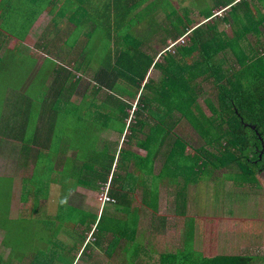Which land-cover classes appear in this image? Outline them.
Instances as JSON below:
<instances>
[{"label": "trees", "instance_id": "obj_1", "mask_svg": "<svg viewBox=\"0 0 264 264\" xmlns=\"http://www.w3.org/2000/svg\"><path fill=\"white\" fill-rule=\"evenodd\" d=\"M155 3L156 1H150L148 4L154 7ZM120 5L116 7L118 11ZM157 6L160 7L158 1ZM134 9L137 7H131L130 10ZM215 9L222 13H214ZM260 9L264 11V0H258L257 4L250 0H211L210 7L202 11L207 20L190 31L187 43L177 46L174 54L170 50H164L156 56L157 59L154 53L147 52L148 48L142 47L145 37L153 34L142 30L141 33L135 32L139 36L127 33L121 35L120 27L124 25H121L115 14V46L111 48L103 43V37L108 36L107 40H110V29L105 31L97 27L93 30L90 41L82 49V56L87 55V59L92 57L95 62L72 64L70 71L59 65L63 68L59 71L55 69L56 77L49 88L53 89V93L49 97L46 93L42 97L36 96L37 92L32 93L33 95H21L17 97V103L23 106L17 107L24 109L13 112L10 110L13 102L6 99L8 109L4 110L6 106L3 107L0 99V134L13 131L15 139L13 143L7 141V145L10 144L8 151L15 152L13 154L18 157L16 162L23 167L31 164V172L22 178L21 187L29 185L32 188L28 184L30 182L36 185L38 182L33 178L38 174H42V178L67 174L66 179L75 175L77 185L99 188L100 192L110 174L115 153L127 155L130 152L122 147L119 151L116 147L112 149L109 140L100 136L105 130L101 129L97 133L91 128L96 120H105L109 125L106 128L108 130L111 120H114L115 129L120 135L129 130L124 133L126 140H133L139 147L146 149L144 166L147 170L153 162L154 152L165 154L166 165L163 171L170 167L171 156L178 152L181 156H186L183 154L185 141L171 133L176 121L181 118L191 125L208 147L217 148V152L208 150L203 144L195 148L197 155L193 157L189 167L195 178H198L195 173L209 172L213 175L223 167L228 172L251 178L261 169L264 170V43L260 39L264 36V15H259L258 18L254 15V11ZM141 10L151 12L152 8L139 9L138 16L130 11L131 15H135L134 21L130 17V25L135 29L136 24L142 22ZM173 12L174 16L172 14L170 18H167L169 15L163 18L164 37L175 38L183 32L180 16H175L179 12ZM156 26L160 28L158 22L153 25L154 33L158 32ZM226 26L230 33L225 31ZM249 35L254 40L247 38ZM261 45L263 48H260ZM9 55L4 59L0 58V69L9 58H15L13 54ZM161 55L162 59H159ZM153 69L159 71L155 78L150 76ZM73 70L85 73L89 71L92 84L83 85L81 75L72 73ZM73 74L76 76L74 80L71 79ZM0 78V85H10L13 80L2 78L1 75ZM204 82L213 83L216 90L215 100L203 98L209 114L198 103ZM78 84L83 91L77 101L70 100ZM1 93L0 91V96ZM46 103L50 104V111L42 109ZM56 106L63 107V110H57ZM133 106V116L127 123L126 120L130 117L128 110ZM106 108L111 109L107 117L101 112ZM58 119L65 122L63 123L68 126V130H64L65 127H62ZM43 132L48 134L46 140H42ZM162 145L167 146L164 151L160 150ZM29 155L32 156L30 161L26 160ZM69 158L72 162L68 166L66 160ZM138 163L140 164L137 161ZM182 166L188 167L184 164ZM171 167L174 168L175 165ZM114 176L115 170L111 174L110 185L115 182ZM7 178L11 179L10 176L0 175L4 184ZM53 180L55 179H49ZM7 189L1 191L5 198L8 197ZM115 198L118 199L116 196ZM8 201L7 204L0 205L1 244L8 248L6 257L3 258L0 253V264H22L29 255V241L24 236L19 237L24 229L10 217ZM40 207L42 205L35 199L31 210L25 215L35 214L34 219L43 226L45 235L33 240L46 242L47 238L46 251L37 250L35 255L29 257L27 264H73L85 235L80 232L77 234L78 239L69 243L66 239H60L58 234L61 230L64 231L62 226H65L67 234L69 231L73 232L76 221H80L86 231L92 228L91 221L95 224L91 233L93 239L88 240L78 252V257L89 262L90 246L100 244L103 241L101 234L111 229L103 213L94 222L95 215L89 213V209L61 203L57 212L52 215ZM38 215L42 217L39 218ZM89 216L93 218L90 222ZM12 232L14 235L10 238ZM185 245L190 246V242L183 237V246ZM189 246L176 254L178 264H184L185 251L193 254L192 260L187 264H252L257 259V256L245 255L205 257ZM168 260L174 264L173 256L165 259ZM95 262L99 264L101 260Z\"/></svg>", "mask_w": 264, "mask_h": 264}, {"label": "crops", "instance_id": "obj_2", "mask_svg": "<svg viewBox=\"0 0 264 264\" xmlns=\"http://www.w3.org/2000/svg\"><path fill=\"white\" fill-rule=\"evenodd\" d=\"M150 1L156 0H0V37L5 39L6 44H8L5 47L10 46V50H3V53L2 51L0 52V58L4 59L10 53L9 56L13 54V57L21 60H32L31 72L23 73V78L19 84L11 81L10 85L0 88L2 92L0 99L3 101V107L6 106V99H9L13 102L10 108L12 112L24 109L18 108L23 105L17 103V97L30 93L29 88L35 80L38 81V88L33 93L37 92L36 96L40 97L46 93L49 97V94L53 93V89L49 88L52 87L56 77L55 69L59 71L60 68H63L59 67V65L66 67L70 71L72 64H91L95 62L92 57L87 59V55L82 56V49L90 41L93 30L95 31L97 27L103 28L105 31L110 29V40H107L109 39L108 36L106 38L103 37V43L111 48L114 47L115 14L121 21V25L129 26L131 23L130 17L133 16L130 11L136 14L139 9L145 7ZM168 1L175 12H179V15L175 13V16H180V25L183 27V32L175 38L173 36L164 37L162 35L164 30L162 29V24L164 23L162 18H160L157 21L160 28L158 29L156 26L158 32H155L156 34L152 32L153 35L145 37L146 40L142 44L144 49L154 47L165 49L170 41L183 35L185 36L183 44H185L188 41L190 31L207 20L202 11L210 7L211 0H200L197 3L195 0ZM250 1L256 4L258 2V0ZM119 4L121 5L118 11L116 7ZM135 6L137 9L130 10L131 7ZM159 8L157 6V10ZM254 15L256 17L264 15L263 9L254 11ZM159 16L166 15L163 11H159ZM139 23L136 24L135 31L149 30L147 25L143 24V21ZM167 27L170 28L168 25ZM227 29L229 27L226 26V32ZM1 33H6V38ZM157 34L159 35L158 37L156 36ZM247 38L254 40L251 35ZM260 39L264 43V36ZM95 42L97 41L95 40ZM2 44V40H0V48H2ZM12 44L14 45L13 47H11ZM179 45H174L171 53H176L175 48ZM262 45L260 48H263ZM163 50L158 52L156 56L162 53ZM46 64L47 67L45 68L44 65ZM77 72H81V70ZM77 72L76 70L72 71V73L79 75ZM74 74L71 75L72 80L76 77ZM10 75L12 76V74ZM13 86H16V88L13 89ZM81 89H76L71 94V97ZM71 97L70 100H73ZM44 108L46 111L51 110L50 104L47 103L44 104L42 109ZM7 109L8 107L6 106L4 110ZM56 109L61 111L63 107L56 106ZM175 125L193 131L191 125L184 118L177 120ZM12 132L8 130V132L0 134V175L10 176L13 185L7 189L8 197L10 196L8 203L10 217H26L27 215L25 214L15 215V213L18 208L25 210V206L29 203L32 206L35 199L45 208L44 210L51 208L52 213L47 212L52 215L57 212L56 209L60 207L61 203L89 209V213L95 215L94 222L103 213L106 222H108L107 225L111 229L101 234L100 237L103 241L100 244L90 246L91 258L87 262L88 264H95V261L98 262L99 260H101L102 264H172L171 260L165 261L169 256H173L174 264H178L176 254L189 246H183V237L188 238L191 250H195L205 257L219 256L218 245L214 244L213 240H210V235L206 237L209 231L206 226V218L210 217L195 216L192 213V209L196 208L194 207L195 186L203 185L205 181L195 178L193 170L189 168L193 162V157L185 150L183 152L186 155L185 157L181 156L182 154L179 152L171 156L174 159L170 161V167L174 165L177 167L180 164L181 167L179 166L174 172H168V170L163 172V168L166 165L165 154L154 152L152 155L153 162L150 169L147 170L144 166V158L146 157V149L144 147H139L135 143L129 144L127 147L122 146V148L129 150L128 158L115 153V158L109 171L110 174L106 180V182H109L108 194L113 198L116 196L118 199L115 198L101 208L99 201L90 200L87 194L88 191L91 196L93 193L98 194L99 188H86L78 184L71 190L68 198L60 199L58 191L62 189L63 184H60L58 180L48 182L49 186L44 195L35 197L31 189L25 194L26 191H23L21 187V180L31 172V164L28 163V165L26 164L27 166L23 167L16 162L18 157L13 154L15 152L12 150L8 151L10 144L7 145V141L9 143L15 142ZM41 137L43 138L42 140H46L48 134L43 132ZM109 142L112 149L116 147L119 151L121 146H114L113 142ZM44 143L46 142L44 141ZM166 148L167 146L162 145L160 150L164 151ZM43 149L47 150V148ZM31 155L26 160L30 161L32 159ZM137 161L140 164H137ZM183 164L188 167L183 168ZM114 170L115 182L110 185L111 174ZM91 216L88 217L89 222L93 219ZM217 220L219 222L220 219L218 218ZM75 223L74 231H69V234L66 233L65 226H62L64 231H61L64 234L61 236H64L63 238L66 241H68V238H72L74 241L78 239V233L81 232V235H85V239H82L80 244V251L85 243L93 239L94 236H90L88 239V232L92 228L86 231L80 221ZM90 225L93 227L95 224L91 221ZM204 228L207 229L206 234ZM218 229L213 228L210 231L217 233ZM58 236H60V233ZM223 237L225 236L223 235ZM68 242L72 243L71 241ZM102 253H104V257L100 255ZM191 253V251H185L183 256L185 259L184 264L192 260L193 254ZM236 255L242 256L243 254L227 253V256ZM245 256L264 257V253ZM76 262L77 257L73 264Z\"/></svg>", "mask_w": 264, "mask_h": 264}, {"label": "rangeland", "instance_id": "obj_3", "mask_svg": "<svg viewBox=\"0 0 264 264\" xmlns=\"http://www.w3.org/2000/svg\"><path fill=\"white\" fill-rule=\"evenodd\" d=\"M157 1L160 3V8L157 10ZM155 2V1H154ZM195 2H200V0H195ZM145 8H152L151 12H147L146 10L142 11V21L143 24H147V28L149 29L146 31L148 34L152 33L154 31L153 25H155V22L159 21L160 18H163L168 16L167 18L172 17V14L174 13L173 7L170 5L168 0H156V3L154 7L151 4H147ZM140 11V12H141ZM159 11H163L166 16H159ZM214 13L221 14V10H214ZM137 16L140 14L139 12L136 13ZM174 16V14H173ZM134 14L131 17V20L134 19ZM166 20V19H165ZM132 25H124L120 27V34L123 35L124 33H127L129 35L133 34L136 36H139L137 33H135V28L132 27ZM144 32V31H143ZM146 32L144 35H146ZM227 32L230 33V30L227 29ZM141 33V31L139 32ZM1 35H5L4 38H6V33H1ZM142 35V34H141ZM159 36L158 34L156 35ZM8 37V36H7ZM9 39V37H8ZM6 39V40H8ZM0 40H2V48H0V52L3 50H10V46L5 47L6 44L5 39H2L0 37ZM9 41V40H8ZM7 41V42H8ZM122 44V43H121ZM14 45L12 44L11 47ZM164 49V48H163ZM162 47H154L151 49H147V52H151L156 54L163 50ZM173 51V48L170 50V52ZM163 55V54H162ZM162 55L159 59H162ZM158 57V56H157ZM157 57L155 59H157ZM32 60H21L18 58H9V60L6 62L4 67L0 69V75L2 78H10L13 79L12 81L15 84H19L23 78V73L31 72L32 70ZM49 66V65H48ZM44 67H47V64L44 65ZM77 72V71H76ZM79 75H81V78L83 79L82 83L85 85L86 83L88 85L92 84V80L90 78L91 73L88 72H77ZM7 74H12V76H7ZM149 74V72H148ZM159 74V71L156 69H153L150 71V76L156 77ZM1 82V78H0ZM37 82L33 81V84L29 88V92L33 93L37 89ZM6 85H0L1 89L4 88ZM77 89H81V85H78ZM202 93L198 97V103L201 105V107L204 109L206 114H209V110L203 100L204 97H209L213 100H215V87L213 83L211 82H204L201 86ZM83 91V88L76 92L74 95H72L71 99L74 101H77L79 99V96L81 95ZM1 98V96H0ZM135 103V101H134ZM134 103H132L134 105ZM133 108L134 106L129 109L130 117L126 120L128 123L130 118L133 116ZM111 109L106 108L105 110H101L102 113H105L107 117L110 114ZM113 112V111H112ZM61 121L62 127H65L64 130H68V126L65 125L64 121L61 119H58ZM64 122V123H63ZM59 123V126H60ZM58 126V128H59ZM109 125L105 122V120H96L95 123L91 126L93 130L95 129L97 133H100L101 129H104L105 131H102L100 133V136H103L105 139L111 141L114 143V146H123L127 147L129 144H134L133 140L127 141L126 136L124 133H128L129 130H125L121 135L119 132L115 129L114 120H111L110 122V128L109 130L106 129ZM60 130V128H59ZM187 131V133H186ZM93 133V132H92ZM171 133L174 136L179 137L182 141H186L184 150L188 152V154L192 157L197 155L195 148L199 147V145L203 144L206 146V148L212 152H217L216 147H208L206 143H204L203 139H201L196 132L189 130H186V128L177 127L176 125L172 128ZM135 148V147H134ZM124 158H128L127 155H124ZM174 159V158H173ZM170 158V161L173 160ZM72 160L69 158L66 160V164L69 166L71 164ZM168 167V166H167ZM178 169L177 167H174L173 169L171 167H168L163 172L167 171H173ZM178 172V170H177ZM198 176V180L202 179L204 180L203 185H197L195 186V192H194V202L196 208L192 209L193 215L197 216H208L210 218H206V226L209 229L208 233L207 229H205L206 237H209L210 240H213L214 244L218 245V252L219 257H226L228 254H243V255H260L264 253V177L261 175H255L252 178L247 176H241L240 174H235L233 172H228V169L226 168H220L216 170V173L211 175L206 172L203 173H195ZM55 179L59 182H62L63 186L62 189L58 191L60 199H66L70 196L71 190L75 188L77 185L75 175H72L71 178H67V174H60L58 176L54 177H46L42 178V174H38L33 178V180H37V184L33 185L31 182L28 184H31L33 188L34 196H41L44 195L47 192L48 189V182L49 179ZM130 179V178H129ZM128 179V181H129ZM48 181V182H47ZM14 182V181H13ZM155 182V181H154ZM12 185V181L10 178H7L6 184L1 182L0 179V205L1 204H7V200H9V197L5 198L3 197L1 191L6 190ZM6 188V189H5ZM29 185L22 188L23 191H26L25 194L29 192L30 189ZM11 189V188H10ZM90 200L92 201H99L100 193L98 194H92L87 192ZM10 195V194H9ZM91 196V197H90ZM9 202V201H8ZM25 210L17 209L15 215H24L28 211L31 210V203H29L27 206H25ZM41 209H45L43 207H40ZM51 208H46V213H52ZM23 211V212H22ZM48 211V212H47ZM18 217V218H17ZM29 217V218H28ZM34 217L36 215L22 217V216H13L12 220L19 223V226L24 229V232L19 234V237L24 236L28 242V248H27V255L26 260L22 262V264H27L29 261V257H32L35 255V252L37 250H45L46 251V242H42V240H39L40 242H37L38 236L45 235L44 228L41 224H39ZM39 218L42 217V215H38ZM17 218V219H16ZM220 219L219 222H217V219ZM19 219V220H18ZM18 220V221H17ZM16 224V225H17ZM235 225V226H234ZM95 225H93L92 230L88 232V236L92 237V231L94 230ZM219 227V229H218ZM217 228V233H212L210 229ZM222 229V230H221ZM219 231V233H218ZM235 231V232H234ZM225 236L223 237L222 234ZM59 238L64 239L63 231H60ZM216 233V234H215ZM14 235V233H10V238ZM54 237V236H53ZM90 238V237H89ZM2 240V233L0 232V253L2 257H6L8 253V248L3 247L1 244ZM208 240V239H207ZM68 241H73L72 238ZM212 245V244H211ZM80 254V253H79ZM78 254V255H79ZM77 255V262L76 264H88L86 261L82 259V257H78ZM101 256H105L104 253L100 254ZM81 256V255H80ZM254 258V257H252ZM253 260V259H252ZM252 264H264V258L262 256H258L257 259L252 262Z\"/></svg>", "mask_w": 264, "mask_h": 264}, {"label": "built area", "instance_id": "obj_4", "mask_svg": "<svg viewBox=\"0 0 264 264\" xmlns=\"http://www.w3.org/2000/svg\"><path fill=\"white\" fill-rule=\"evenodd\" d=\"M185 42V36H180L176 39H174L173 41H170L168 46L164 49V50H171L173 48L174 45L176 44H183ZM163 50V51H164ZM162 51V52H163ZM160 54V53H159ZM108 188H109V182H106L102 185L101 187V191L100 196H99V203H100V207L102 208V206H104L105 204L112 202L114 199L108 194Z\"/></svg>", "mask_w": 264, "mask_h": 264}, {"label": "flooded vegetation", "instance_id": "obj_5", "mask_svg": "<svg viewBox=\"0 0 264 264\" xmlns=\"http://www.w3.org/2000/svg\"><path fill=\"white\" fill-rule=\"evenodd\" d=\"M258 174L264 177V170L261 169L258 173H256V175H258Z\"/></svg>", "mask_w": 264, "mask_h": 264}, {"label": "clouds", "instance_id": "obj_6", "mask_svg": "<svg viewBox=\"0 0 264 264\" xmlns=\"http://www.w3.org/2000/svg\"><path fill=\"white\" fill-rule=\"evenodd\" d=\"M237 1V0H236ZM90 236H88V238H89Z\"/></svg>", "mask_w": 264, "mask_h": 264}]
</instances>
